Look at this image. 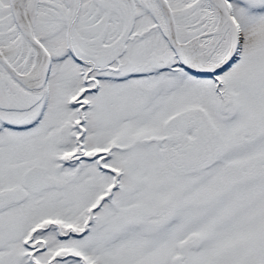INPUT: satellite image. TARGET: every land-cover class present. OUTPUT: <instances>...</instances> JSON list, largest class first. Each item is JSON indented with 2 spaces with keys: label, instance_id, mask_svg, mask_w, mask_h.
<instances>
[{
  "label": "snow or ice",
  "instance_id": "obj_1",
  "mask_svg": "<svg viewBox=\"0 0 264 264\" xmlns=\"http://www.w3.org/2000/svg\"><path fill=\"white\" fill-rule=\"evenodd\" d=\"M0 264H264V0H0Z\"/></svg>",
  "mask_w": 264,
  "mask_h": 264
}]
</instances>
